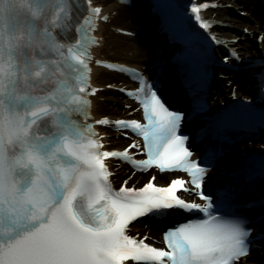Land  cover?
I'll use <instances>...</instances> for the list:
<instances>
[{
    "label": "snow or ice",
    "instance_id": "obj_1",
    "mask_svg": "<svg viewBox=\"0 0 264 264\" xmlns=\"http://www.w3.org/2000/svg\"><path fill=\"white\" fill-rule=\"evenodd\" d=\"M209 7L215 6L190 8L200 29L212 26L200 15ZM101 11L93 0H0V264H239L256 239L249 225L264 221V202L239 203L255 181L229 186L215 199L211 185L206 192L205 179L224 150L191 158L189 137L180 131L185 115L167 106L159 81L104 65L138 82L125 95L138 102L145 121L96 120L143 138L123 151L104 150L89 122L97 92L91 33L98 20H107ZM130 149L146 159H134ZM110 159L189 179L159 187L152 176L139 189L126 180L117 191ZM242 208L262 211L253 220ZM173 213L188 218L163 232L166 248L129 235L135 222L167 221Z\"/></svg>",
    "mask_w": 264,
    "mask_h": 264
},
{
    "label": "bare ground",
    "instance_id": "obj_2",
    "mask_svg": "<svg viewBox=\"0 0 264 264\" xmlns=\"http://www.w3.org/2000/svg\"><path fill=\"white\" fill-rule=\"evenodd\" d=\"M235 2V5H241L246 8L248 6L247 0H235ZM95 3L102 6L103 13L108 14L107 22H101L98 26V36L100 39L99 45L93 50L95 56L103 60H109L132 66H141L143 64L142 61L145 59V52L143 48L138 45L134 37L130 35H121L117 32L118 27L129 29L131 31L139 28L138 23H131L128 20V17L133 16L135 13L130 9H121V6H118L114 0H95ZM247 27L251 30H257L258 28L254 24H249ZM232 75L233 78H236V73H232ZM91 82L93 85L98 87H105V84L108 83L111 85V87H113L112 89L118 85L128 86L130 84L120 74L109 72L100 67L93 68ZM103 91L105 92L106 90L104 89L99 91L95 96L92 97V114L94 115V119H98L100 116L114 118L115 115L119 113V111L132 113L133 115L137 114V111L134 109V104H132V106H130L128 109L122 110V106H124V104H129L130 102L127 100H124V102L123 100L118 102L117 98L108 97L104 95ZM113 92L119 95L117 90ZM114 104L119 105L121 108L115 106ZM99 130L103 135L104 142L106 143L105 148H111L112 143L122 142V139L115 138L116 134L111 130L105 127H101ZM111 168L115 172V178L119 177L124 172L122 167H114L111 165Z\"/></svg>",
    "mask_w": 264,
    "mask_h": 264
},
{
    "label": "rangeland",
    "instance_id": "obj_3",
    "mask_svg": "<svg viewBox=\"0 0 264 264\" xmlns=\"http://www.w3.org/2000/svg\"><path fill=\"white\" fill-rule=\"evenodd\" d=\"M215 1L218 3V7L210 11L209 14L211 18H214L217 21L213 27L214 32L219 37L223 38L230 46L236 48L237 50H243L247 56L259 55L260 52L264 51V29L259 26L261 23L258 22V29L252 31L246 27V24H255L256 22L249 17L245 8L240 5L235 6L234 0ZM240 11L243 13L241 14ZM258 35H261V39H258ZM220 82L225 86L227 93L229 91L236 92L244 90V88H250L244 80L238 82L242 83L241 85H238L237 82H234L232 79L230 80V78H221ZM104 95L112 98L117 97L119 100V96L113 91L104 92ZM116 137L121 138V135L118 134ZM124 143L125 142H123L120 146ZM251 262H260L259 264H264V254L260 252L259 258L243 260L242 264Z\"/></svg>",
    "mask_w": 264,
    "mask_h": 264
}]
</instances>
